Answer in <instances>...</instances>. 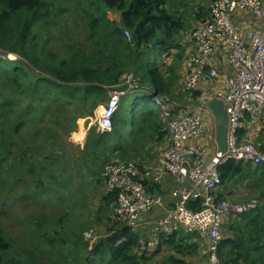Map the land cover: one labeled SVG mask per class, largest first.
Returning <instances> with one entry per match:
<instances>
[{
  "label": "rangeland",
  "instance_id": "rangeland-1",
  "mask_svg": "<svg viewBox=\"0 0 264 264\" xmlns=\"http://www.w3.org/2000/svg\"><path fill=\"white\" fill-rule=\"evenodd\" d=\"M186 1L196 7L202 4V0H198L199 5L195 0ZM104 11L98 0H49L41 14L31 20V45L27 46L38 63L60 66L74 60L80 64L91 63L105 72L103 90L106 92L100 106L94 107V99L85 106L69 105L61 93L41 101V95L32 93L33 82L42 79L41 64L34 65L40 70L25 67L29 76L22 79L31 78V81L22 80L15 85L0 79V235L10 244L8 258L13 264L31 260L37 264H59L63 254L71 264H79L73 260L75 246L79 245L80 254H84L113 226L111 216L116 202L105 198L108 194L103 178L105 167L121 159L123 163L153 164L170 145L168 134L160 138L153 131H140L139 124L145 121L146 110L139 107L134 111V94L122 99L114 121V126L127 138L123 142L125 151H115L112 146L116 141L98 132L97 119L115 89L108 80L117 70L122 75L135 74L142 82V91L151 90L152 84L151 78L144 76L139 68L141 57L131 42L105 29ZM192 12L184 14L182 28L173 37L174 46H179L176 58H180L174 71L162 73L166 92L156 104L160 114L166 110L173 119L188 113L201 101L192 100V95L183 89L181 77L189 45H183L179 39L189 32L192 36L198 23L194 22ZM90 14L102 18L94 29ZM106 16L121 24L116 11L107 10ZM26 58L31 61L30 57H22L24 64L28 62ZM153 61L151 58L150 68H154ZM6 65L10 67L7 61ZM35 70L38 76L34 75ZM134 117L136 126L132 128ZM20 123L23 126L18 133L16 126ZM208 243L188 236L186 255L172 246H164L150 255L146 264H175L172 255L185 264H203Z\"/></svg>",
  "mask_w": 264,
  "mask_h": 264
},
{
  "label": "built area",
  "instance_id": "built-area-1",
  "mask_svg": "<svg viewBox=\"0 0 264 264\" xmlns=\"http://www.w3.org/2000/svg\"><path fill=\"white\" fill-rule=\"evenodd\" d=\"M236 12H250L264 20V1L214 0L208 17L193 28L194 48L183 59L186 69L183 87L187 93L194 94L215 79L224 81V89L201 99L178 118L173 119L170 112L163 111L167 119L164 131L170 138V146L161 152L155 163L146 165L131 161L109 164L104 169L107 190L118 196L111 221L127 224L136 231L148 226V235L142 242L146 254L156 253L177 233L195 234L209 242L203 264H223L219 249L228 218L252 214L264 206L261 198L241 203L219 199L217 195L222 181L220 167L228 161L256 167L264 164V151L241 139L245 114L258 108L264 110V26L244 30L233 22ZM125 35L131 39L129 31H125ZM217 48H223L228 54L236 70L234 76H222L214 68L205 70ZM8 58L18 59L13 54ZM121 82L111 92L97 119L101 134L113 130L122 99L143 92L133 73L123 75ZM215 99L225 103L229 115L228 150L224 154L217 144V120L208 106ZM155 102L160 103L159 97ZM202 137L205 142H197ZM167 176L176 180L170 206L159 192ZM191 202H200V208L190 209ZM155 211H159V215L147 219Z\"/></svg>",
  "mask_w": 264,
  "mask_h": 264
},
{
  "label": "trees",
  "instance_id": "trees-1",
  "mask_svg": "<svg viewBox=\"0 0 264 264\" xmlns=\"http://www.w3.org/2000/svg\"><path fill=\"white\" fill-rule=\"evenodd\" d=\"M48 1L0 0V79H5L17 85L22 80L31 81V78L22 79L29 76V72L25 70L26 66L30 69L40 70L34 65L41 63H38V58L27 46L31 45V20L41 14ZM98 2L105 7L103 12L105 29L110 34L119 35L131 42L130 45L134 47L133 50L141 57L138 64L139 68L144 71V76L151 78V90L143 91L142 95L134 94L135 100L132 104L134 111L139 107L146 110L145 121L143 120V124H139V129L142 132L153 131L161 138V135H167L166 130L164 131L167 126V119L157 109L155 98L164 95L166 92L162 73L164 71H174L176 64H178L177 61L180 56L176 58V49L179 46H174L173 37L181 30L182 21L166 9L167 0H98ZM107 10L116 11L120 15L121 24L108 19L106 16ZM209 13L210 9L208 14L199 21L207 18ZM100 17L98 14L95 16L93 14L89 15L90 25L93 29L101 21L102 18ZM125 31L131 33V39L127 38ZM10 53L16 55L18 59L10 60L7 58ZM22 57H30L31 61L26 58L28 62L24 64ZM151 58L154 59L152 63L154 68H150ZM6 61L10 63V67L6 65ZM41 67L43 69V71L40 70L43 74L41 75L42 79L37 78L33 82L32 88L34 95H41V101L44 98L51 100L52 97L56 96V93H61L67 98L69 105L77 103L85 106L91 99H94V107L103 104L102 95L106 92L103 90V84L106 82V73L93 64L88 62L80 64L73 60L72 63L65 64L64 62L60 66L43 63ZM37 70H35L34 75L38 76L36 74ZM108 71L109 69L106 72ZM122 76L121 70H117L108 81L112 83L111 86L117 88L122 83ZM134 76L136 81L143 87L142 82L135 74ZM104 89L106 88L104 87ZM56 100H62V98ZM116 119L117 116H115L114 121ZM131 122L132 128L135 127L136 117ZM22 126L21 123L16 126L18 133ZM128 129L129 127L126 131ZM241 133H243L242 129ZM102 135L116 141V144L112 146L115 151H125L126 147L123 142L127 141V138L117 126H113L110 133ZM121 160L112 164H122ZM244 166L245 164L242 162L233 160L221 166L222 181L220 185L241 174L245 169ZM1 167L2 161L0 160V172ZM105 198L107 200L112 199V202L117 203L118 196L116 192L108 191ZM219 199L222 198L219 197ZM200 206V202H191L189 205L190 209L193 210L200 208ZM260 210V214L258 213L250 220L251 228L255 234L248 231L241 232L235 239L221 241L219 255L223 264H264V206L258 211ZM112 223L113 226L108 229L107 233L100 237L90 249H86L84 254H80L81 249L79 245H76L73 260H78L79 264H146L150 255L143 251L142 242L146 239L148 233L136 231L121 222ZM241 235L249 237V244L245 243V239ZM188 236L198 237L195 234L177 233L165 241L159 250L163 246H172L178 253L186 255L188 251L185 242ZM195 247L191 246L192 249ZM9 250L10 244L2 239L0 235V264H13L8 258ZM171 259L175 264H185L183 260H178L174 255L171 256ZM58 263L71 264L64 254L61 255ZM22 264H37V262L31 260Z\"/></svg>",
  "mask_w": 264,
  "mask_h": 264
},
{
  "label": "crops",
  "instance_id": "crops-1",
  "mask_svg": "<svg viewBox=\"0 0 264 264\" xmlns=\"http://www.w3.org/2000/svg\"><path fill=\"white\" fill-rule=\"evenodd\" d=\"M195 1L197 3L199 2L198 0ZM212 1L213 0H202L201 6L196 7V4H189L186 0H167L166 9L175 17L180 18L182 22L184 14L189 10L193 11V18H195L194 22L196 23L208 14ZM232 19L235 24L241 26L244 30H255L264 26V20L256 18L250 12H236ZM179 40L184 42L183 45L186 43L189 45L187 52L194 48L191 32H189V34L186 33V35ZM211 68L216 69L222 76L226 75L232 77L236 73L228 54L223 48H217L216 52L211 57L210 63L205 65V70ZM185 75L186 69L183 67L181 77L183 76V78H185ZM224 87L225 83L223 80L215 79L198 89L197 91L201 92L199 95L194 97V95L191 94V98L198 102L200 99L212 97L218 91L223 90ZM127 127L125 128L127 129ZM242 131L241 139L243 141L251 143L264 151V110L258 108L255 112L246 114L243 120ZM197 142L204 143L205 137L200 138ZM244 167L245 169L241 174L218 187L217 195L220 198L241 203L255 197L264 199V164L257 167L251 164H245ZM174 187H176V180L172 176H167L163 184L159 187V192L164 196L168 206L173 203L172 190ZM158 215L159 211H155L149 215L147 219H154ZM256 215L257 213L242 217L230 216L227 220V225L222 230V240L235 239L241 232L248 231L251 234H255L251 228L250 220ZM148 230L149 227L146 225L141 228V232L143 233H147ZM241 236L245 239V243L249 244V237L246 235ZM162 248H164V246Z\"/></svg>",
  "mask_w": 264,
  "mask_h": 264
},
{
  "label": "water",
  "instance_id": "water-1",
  "mask_svg": "<svg viewBox=\"0 0 264 264\" xmlns=\"http://www.w3.org/2000/svg\"><path fill=\"white\" fill-rule=\"evenodd\" d=\"M200 91L194 92V97L199 95ZM209 108L217 120V144L221 153H226L228 150V119L229 115L226 105L223 101L215 99L208 103Z\"/></svg>",
  "mask_w": 264,
  "mask_h": 264
},
{
  "label": "bare ground",
  "instance_id": "bare-ground-1",
  "mask_svg": "<svg viewBox=\"0 0 264 264\" xmlns=\"http://www.w3.org/2000/svg\"><path fill=\"white\" fill-rule=\"evenodd\" d=\"M79 136H80V134H79V135H77V137H78V138H79V140H80V137H79ZM77 137H76V138H77Z\"/></svg>",
  "mask_w": 264,
  "mask_h": 264
}]
</instances>
